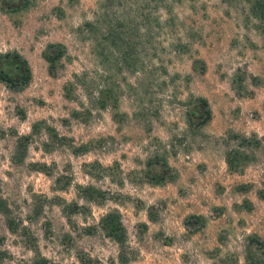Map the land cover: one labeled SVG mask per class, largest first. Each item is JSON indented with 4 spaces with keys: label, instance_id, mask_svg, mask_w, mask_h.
Wrapping results in <instances>:
<instances>
[{
    "label": "rangeland",
    "instance_id": "rangeland-1",
    "mask_svg": "<svg viewBox=\"0 0 264 264\" xmlns=\"http://www.w3.org/2000/svg\"><path fill=\"white\" fill-rule=\"evenodd\" d=\"M22 60L0 264H264V0H0V69Z\"/></svg>",
    "mask_w": 264,
    "mask_h": 264
},
{
    "label": "trees",
    "instance_id": "trees-1",
    "mask_svg": "<svg viewBox=\"0 0 264 264\" xmlns=\"http://www.w3.org/2000/svg\"><path fill=\"white\" fill-rule=\"evenodd\" d=\"M61 56V51H59L55 57H51V55H46V58L50 61H53L54 59L58 58ZM23 62V67H22V74L19 78L20 84L17 85V82L19 81H14L12 77H10V72L8 71H3L0 69V80L4 81L8 86L10 87H15L17 88L18 86H24L29 82L31 79V70L29 65L27 64L26 60H22ZM200 103L204 107V112L206 114V119L209 118L210 116V109L208 107V102L206 99L200 98ZM13 222L8 220V226L10 229L14 230L12 227ZM102 229L104 232L115 239L116 241L122 242L123 241V233H124V228L120 222V219L118 218L117 213H108L106 214L103 219H102ZM2 253V252H0ZM35 264H46V261L44 258H38V260L35 261ZM80 264H100L96 259H93L90 256H80Z\"/></svg>",
    "mask_w": 264,
    "mask_h": 264
}]
</instances>
